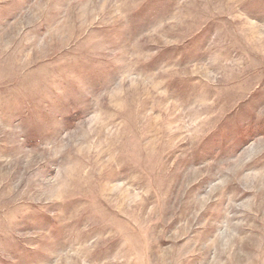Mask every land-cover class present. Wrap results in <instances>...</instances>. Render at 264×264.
Returning <instances> with one entry per match:
<instances>
[{"label": "rangeland", "instance_id": "1", "mask_svg": "<svg viewBox=\"0 0 264 264\" xmlns=\"http://www.w3.org/2000/svg\"><path fill=\"white\" fill-rule=\"evenodd\" d=\"M0 264H264V0H0Z\"/></svg>", "mask_w": 264, "mask_h": 264}]
</instances>
